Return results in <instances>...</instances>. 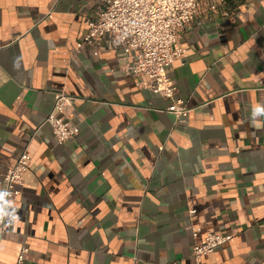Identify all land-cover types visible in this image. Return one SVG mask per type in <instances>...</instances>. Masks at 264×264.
I'll list each match as a JSON object with an SVG mask.
<instances>
[{"label":"crops","instance_id":"obj_1","mask_svg":"<svg viewBox=\"0 0 264 264\" xmlns=\"http://www.w3.org/2000/svg\"><path fill=\"white\" fill-rule=\"evenodd\" d=\"M100 9L0 0V193L30 156L0 264L24 249L23 264H264V0H205L181 33L185 124L122 74L121 50H74ZM60 92L79 129L63 145L44 124ZM191 227L232 238L195 262Z\"/></svg>","mask_w":264,"mask_h":264},{"label":"built area","instance_id":"obj_2","mask_svg":"<svg viewBox=\"0 0 264 264\" xmlns=\"http://www.w3.org/2000/svg\"><path fill=\"white\" fill-rule=\"evenodd\" d=\"M205 0H99L101 6L96 17L87 24V30L76 44L75 51L90 49L95 57L101 52L121 50L122 74L133 77L136 86L170 101L164 112L171 114L177 124H185L191 110L176 98V88L169 78L174 62L186 59L185 51L176 49L181 33L199 14ZM75 98L64 92L55 94L54 104L44 124L51 129L58 145L74 140L79 129L71 122ZM30 156L23 150L15 164L8 166L4 175L5 201L0 208L8 213L10 201L17 202L24 186V176L29 168ZM194 239L191 257L199 262L228 243L232 236L202 232L190 228ZM7 224L0 223V240ZM26 250H22L17 264H23Z\"/></svg>","mask_w":264,"mask_h":264},{"label":"clouds","instance_id":"obj_3","mask_svg":"<svg viewBox=\"0 0 264 264\" xmlns=\"http://www.w3.org/2000/svg\"><path fill=\"white\" fill-rule=\"evenodd\" d=\"M254 110L256 113L264 112V108H262L260 105L254 106ZM255 126L259 127L258 122H253ZM6 199L5 194L0 193V202H4ZM11 204V207L14 209L10 214L5 213L2 208H0V223H6L9 225L15 224L19 222V216L17 215V209L15 208V205L12 201L9 202Z\"/></svg>","mask_w":264,"mask_h":264}]
</instances>
